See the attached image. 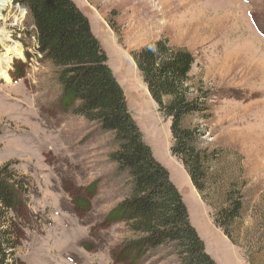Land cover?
I'll return each mask as SVG.
<instances>
[{
  "label": "rangeland",
  "instance_id": "374dc122",
  "mask_svg": "<svg viewBox=\"0 0 264 264\" xmlns=\"http://www.w3.org/2000/svg\"><path fill=\"white\" fill-rule=\"evenodd\" d=\"M71 1L88 19L131 117L168 170L206 253L216 264H248V258L264 264V0ZM1 14L0 56L6 53L11 63L0 74V167L11 165L34 187L27 208L32 226L16 256L22 264H116L128 232L105 223L120 201V184L109 177L107 136L94 133L83 117L59 111L55 70L35 53L30 21L13 11ZM161 40L193 56L190 97L210 93L211 119L193 124L201 126L200 148L212 155L211 173L218 174L203 195L221 209L228 195L236 198L229 189L236 186L244 206L231 236L239 247L220 229L213 236L211 211L171 156L169 121L132 62L131 55ZM18 43L21 53L8 54ZM160 254L143 264H176V257Z\"/></svg>",
  "mask_w": 264,
  "mask_h": 264
},
{
  "label": "trees",
  "instance_id": "16d2710c",
  "mask_svg": "<svg viewBox=\"0 0 264 264\" xmlns=\"http://www.w3.org/2000/svg\"><path fill=\"white\" fill-rule=\"evenodd\" d=\"M12 1L27 11L39 60L55 70L60 87L55 106L83 117L94 133L107 136V164L113 167L109 177L120 184V201L106 214L105 223L123 224L128 232L114 262L126 264L123 258L131 257V264H143L161 251L160 259L176 257V264H216L191 225L168 170L143 140L86 16L71 0ZM131 59L157 112L169 121L171 156L210 209L213 226L239 247L231 236L244 206L236 186L229 187L236 198L228 195L221 209L203 195L207 185L216 184L218 174L211 173L212 155L200 148L201 126L193 125L195 120L211 119L210 93L200 90L190 97L193 56L161 40L149 43ZM96 185L90 187L91 196ZM33 189L32 181L11 165L0 167V264H22L16 251L23 231L32 226L27 208ZM262 232L264 240V228ZM248 264H252L249 258Z\"/></svg>",
  "mask_w": 264,
  "mask_h": 264
},
{
  "label": "built area",
  "instance_id": "2783aa9c",
  "mask_svg": "<svg viewBox=\"0 0 264 264\" xmlns=\"http://www.w3.org/2000/svg\"><path fill=\"white\" fill-rule=\"evenodd\" d=\"M0 5H2V10L5 11L6 13H10L11 11H13L14 13L16 12L17 16H19V17L20 16L24 17L27 15L26 9L23 6H21L17 3H14L12 0H0ZM1 17H2V14L0 13V18ZM34 41H35V53L37 54V52H36L37 43H36L35 39H34ZM17 47L19 48V50H21L19 43H18Z\"/></svg>",
  "mask_w": 264,
  "mask_h": 264
},
{
  "label": "bare ground",
  "instance_id": "6f19581e",
  "mask_svg": "<svg viewBox=\"0 0 264 264\" xmlns=\"http://www.w3.org/2000/svg\"><path fill=\"white\" fill-rule=\"evenodd\" d=\"M1 11H2V5H0V13H1ZM8 50H9L8 54L15 53V54H18L19 55L21 53V51L19 49H17L13 45H10V48ZM10 63H11L10 57L7 56L6 53L5 54H1V56H0V74H2V73L5 74L6 73V71H7V65H9Z\"/></svg>",
  "mask_w": 264,
  "mask_h": 264
},
{
  "label": "crops",
  "instance_id": "0c3cea01",
  "mask_svg": "<svg viewBox=\"0 0 264 264\" xmlns=\"http://www.w3.org/2000/svg\"><path fill=\"white\" fill-rule=\"evenodd\" d=\"M201 201V200H200ZM202 203V202H201ZM203 207H204V204L202 203L201 204ZM209 216V215H208ZM210 226H211V230H212V232H213V236H217V237H219L221 234H220V231H218V229H215L214 228V226L212 225V222H211V220H210ZM195 229V228H194ZM222 237H224L223 235H222ZM225 238V237H224ZM226 239V238H225ZM227 241H228V239H227ZM229 242V241H228Z\"/></svg>",
  "mask_w": 264,
  "mask_h": 264
}]
</instances>
